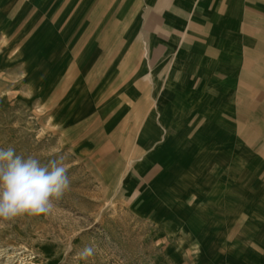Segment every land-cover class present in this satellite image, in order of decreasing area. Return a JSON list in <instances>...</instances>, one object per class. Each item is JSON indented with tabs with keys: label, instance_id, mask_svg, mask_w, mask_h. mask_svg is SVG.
<instances>
[{
	"label": "rangeland",
	"instance_id": "obj_1",
	"mask_svg": "<svg viewBox=\"0 0 264 264\" xmlns=\"http://www.w3.org/2000/svg\"><path fill=\"white\" fill-rule=\"evenodd\" d=\"M111 1L74 22L57 0H0V148L63 157L71 180L49 214L0 221V264L264 263V22L242 58L225 38L223 72L182 76L168 39L207 27L138 22L128 43Z\"/></svg>",
	"mask_w": 264,
	"mask_h": 264
},
{
	"label": "crops",
	"instance_id": "obj_2",
	"mask_svg": "<svg viewBox=\"0 0 264 264\" xmlns=\"http://www.w3.org/2000/svg\"><path fill=\"white\" fill-rule=\"evenodd\" d=\"M57 1L62 2L64 6L66 5L65 9L73 13L72 17L77 18L74 22H88L89 16H93L89 10L94 8L91 7L92 0ZM99 4L101 2L96 4L95 9L99 8ZM107 10L113 11L111 22H129L125 32L126 42L140 46L141 38L136 34L138 22H159L161 27L163 22L176 27H185L186 22H198L206 26L208 34L202 41L192 33L185 35L186 47L178 45L180 40L177 35H171L168 39L173 44V69L182 76L214 74L217 70L223 72V68L229 65L226 60L228 44L225 38L229 42L233 39L238 43H236L237 49L234 52L231 50L229 55L234 59L242 58L244 43L248 42V33L244 27H247L248 22H264V0H126L125 2L112 0L110 5L108 3L104 7L102 4V11ZM217 36L222 37L224 43L219 46L220 50L215 52L216 49L212 51L213 47L206 45V42L212 43L213 38ZM162 39V31L160 33L151 31L149 38L143 43L146 47H150L152 42L161 43ZM91 48L92 46L86 45L80 54L84 57L92 56ZM137 52L140 56L141 51L137 50ZM146 60L144 56L139 64V73L143 75L148 69Z\"/></svg>",
	"mask_w": 264,
	"mask_h": 264
},
{
	"label": "clouds",
	"instance_id": "obj_3",
	"mask_svg": "<svg viewBox=\"0 0 264 264\" xmlns=\"http://www.w3.org/2000/svg\"><path fill=\"white\" fill-rule=\"evenodd\" d=\"M70 186L63 157L43 163L35 156L17 154L13 147L0 148V221L47 215ZM94 252L88 243L77 255L87 260Z\"/></svg>",
	"mask_w": 264,
	"mask_h": 264
}]
</instances>
